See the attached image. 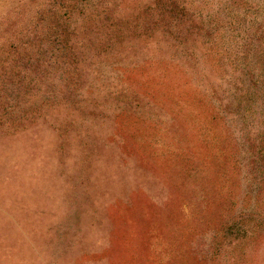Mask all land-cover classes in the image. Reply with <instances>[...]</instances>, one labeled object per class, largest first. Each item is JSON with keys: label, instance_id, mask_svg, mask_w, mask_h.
<instances>
[{"label": "rangeland", "instance_id": "obj_1", "mask_svg": "<svg viewBox=\"0 0 264 264\" xmlns=\"http://www.w3.org/2000/svg\"><path fill=\"white\" fill-rule=\"evenodd\" d=\"M0 264H264V0H0Z\"/></svg>", "mask_w": 264, "mask_h": 264}]
</instances>
